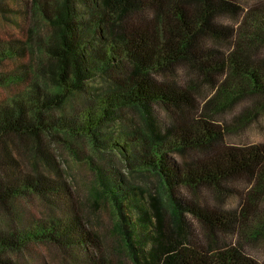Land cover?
Returning a JSON list of instances; mask_svg holds the SVG:
<instances>
[{
  "label": "trees",
  "instance_id": "1",
  "mask_svg": "<svg viewBox=\"0 0 264 264\" xmlns=\"http://www.w3.org/2000/svg\"><path fill=\"white\" fill-rule=\"evenodd\" d=\"M26 2L56 30L55 41L45 45L51 61L44 70L54 89L37 84L28 98L0 101V209L14 217L17 212L20 219L15 223L14 218L11 227L0 226V264H18L13 253L34 242L103 250L78 206L74 182L51 151L54 143L71 146L77 136L97 152L119 153L130 171L153 173L161 182L162 193L139 207L140 219L157 220L159 233L147 250L138 245L143 243L140 221L129 215L134 199L124 175L112 161L100 169L89 160L99 186L95 204L112 205L118 219L112 232L117 235L113 250L120 256L102 251L91 257L93 264H129V259L132 264H263L227 236L258 224L264 228V145L227 144L225 127L212 120L210 111L246 92L264 95V62L250 59V51L264 47V7L254 8L236 28L216 21L224 13L240 12L239 5L226 0H82L88 13L82 12L80 0ZM179 68L182 77L175 73ZM227 71L229 79L202 108L201 88L217 84ZM105 74L110 80L102 97L91 92V102L76 114L54 115ZM159 74L166 76L160 80ZM239 77L248 86L235 85ZM158 107L167 111V120L156 113ZM130 109L139 117H127ZM257 109L254 105L252 114ZM119 125L121 136L113 131ZM26 138L33 140L30 158L42 160L50 173L37 164L27 168L17 157L13 144L24 148L19 141ZM243 177L256 185L235 210L196 206L178 194L184 187L230 190L229 184ZM26 196L45 199L58 214L44 220H28V215L25 221L20 199ZM166 209L172 213L169 223ZM186 214L195 215L207 233L192 232Z\"/></svg>",
  "mask_w": 264,
  "mask_h": 264
},
{
  "label": "rangeland",
  "instance_id": "2",
  "mask_svg": "<svg viewBox=\"0 0 264 264\" xmlns=\"http://www.w3.org/2000/svg\"><path fill=\"white\" fill-rule=\"evenodd\" d=\"M84 1V0H83ZM227 2L240 6V12L237 16L230 13H224L217 17L220 24L240 28L244 25L250 13L256 7H264V0H226ZM79 7L83 13L90 11L89 7L80 0ZM56 30L51 26L41 14L35 13L33 5H28L26 0H0V101L3 103H14L21 98H28L34 86L41 85L47 90L54 89L53 81L44 70L50 63V55L45 51V45L48 42L55 41ZM233 45L229 51L235 49ZM252 53L253 62H264V47ZM181 77L184 75L183 68L175 71ZM231 75L230 71L224 72L217 84L203 86L200 90V105L203 108L207 101L215 98L221 87V82H225ZM166 75H157L163 80ZM234 83H242L248 86L249 81L242 77L237 78ZM110 78L107 74L97 77L89 82L88 92H79L73 94L67 101L63 110L55 111V116L76 114L91 102L94 97H102L107 90ZM258 105V109L252 114L251 108ZM156 113L162 119L167 120V111L160 107L155 108ZM127 117H139V113L130 109ZM212 120L223 125L226 129V142L233 146H250L255 144L264 145V95H253L250 92L235 99L231 104L221 108H211ZM113 127L115 134L120 135L123 132V126ZM228 128V129H227ZM26 142H21L24 148L19 144H13L14 152L18 158L22 159L27 168L32 169L37 164L40 170L50 173L48 167L40 159L33 156L30 158L32 147V138H26ZM24 140V139H22ZM71 146L68 144L60 145L54 143L51 145V151L57 160V163L63 169L68 178L74 182L75 198L79 208L84 214L89 226L92 227L93 234L98 237L102 243L103 250L95 253L86 251L84 248L75 250H65L58 245L47 242H34L25 247L22 251L13 253L14 259L18 264H93L92 258L99 257L102 251L106 254L111 251L118 256L117 250H113L117 235L112 232L117 226L118 219L112 205L101 202L95 204V194L99 186L95 183V174L92 172L89 160L104 169V163L114 162L120 169L128 185L131 186L133 203L129 210V215L133 221H140L137 225L138 236L142 238L143 243H138L142 248L152 250L155 245L154 238L158 236L157 220L153 222L140 219V205L147 206L150 203L152 194L162 193L161 182L157 175L153 173L141 174L128 169V166L122 162L123 156L119 153L102 150L95 151L88 139L81 136L71 138ZM27 148V149H26ZM183 161V158L176 154ZM30 158V159H29ZM230 190L216 191L208 188L195 190L190 187H184L178 194H181L187 201L196 206L204 207L205 204L219 206L223 210H235L245 195L249 193L256 185V181L246 177L234 180L229 184ZM97 188V189H96ZM139 191V194H138ZM135 193V196H134ZM94 196V197H93ZM135 197V198H134ZM166 195H164V199ZM22 203V214L26 213L30 219H46L52 215H57L52 208L47 205L43 198L38 196H26L20 199ZM16 211L17 207H16ZM10 214V212H8ZM0 209V226L8 228L12 226L15 218L17 223L18 216L8 214ZM168 223L172 219V213L166 209ZM185 221L190 225L191 230L196 234L204 235L207 229L198 221L195 215L186 214ZM262 228V225L258 224ZM258 226H252L248 229H237L234 233L227 236L229 243L239 246L245 253L260 263L264 264V228L261 230ZM256 232H259L256 236ZM225 239V238H224ZM125 251V248H124ZM127 251V250H126ZM108 252V253H107ZM139 253V252H138ZM129 264L132 260L129 259Z\"/></svg>",
  "mask_w": 264,
  "mask_h": 264
}]
</instances>
